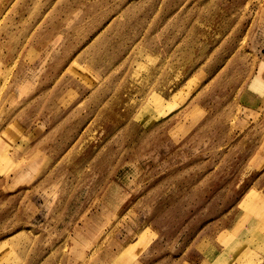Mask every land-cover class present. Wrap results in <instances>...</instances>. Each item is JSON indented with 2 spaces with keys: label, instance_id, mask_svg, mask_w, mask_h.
Wrapping results in <instances>:
<instances>
[{
  "label": "rangeland",
  "instance_id": "1",
  "mask_svg": "<svg viewBox=\"0 0 264 264\" xmlns=\"http://www.w3.org/2000/svg\"><path fill=\"white\" fill-rule=\"evenodd\" d=\"M0 264H264V0H0Z\"/></svg>",
  "mask_w": 264,
  "mask_h": 264
},
{
  "label": "bare ground",
  "instance_id": "2",
  "mask_svg": "<svg viewBox=\"0 0 264 264\" xmlns=\"http://www.w3.org/2000/svg\"><path fill=\"white\" fill-rule=\"evenodd\" d=\"M129 100V99H128ZM144 101V100H143ZM127 103V102H126ZM103 113H105V110H103Z\"/></svg>",
  "mask_w": 264,
  "mask_h": 264
}]
</instances>
